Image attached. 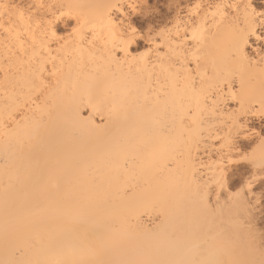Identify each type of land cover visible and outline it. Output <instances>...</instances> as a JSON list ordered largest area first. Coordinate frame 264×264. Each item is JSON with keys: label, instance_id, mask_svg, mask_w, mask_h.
Wrapping results in <instances>:
<instances>
[{"label": "bare ground", "instance_id": "obj_1", "mask_svg": "<svg viewBox=\"0 0 264 264\" xmlns=\"http://www.w3.org/2000/svg\"><path fill=\"white\" fill-rule=\"evenodd\" d=\"M196 1L142 37L128 0H0V262L264 259L258 0Z\"/></svg>", "mask_w": 264, "mask_h": 264}, {"label": "rangeland", "instance_id": "obj_2", "mask_svg": "<svg viewBox=\"0 0 264 264\" xmlns=\"http://www.w3.org/2000/svg\"><path fill=\"white\" fill-rule=\"evenodd\" d=\"M175 1L176 0H174V1H172V0H147V1L144 2V1H139V0H128V4H127V7H126V11L128 12L129 15H128V18H126V19H128V21L125 20V23H127V25L129 23L131 26L134 27L135 34L136 35H139V36L144 37L145 35H153V34H156V33H158L160 31V27H161L160 25H165L166 22L169 23L168 25L171 24V22H172L171 21L172 20L171 18L173 17L174 10L176 8H178L180 10L181 16H185V15H188V14H191L192 13L190 11H193L192 9L194 8V6H195V4L197 2L196 0H180L181 2L180 1H178V3L176 2L177 3V5H176L175 4ZM261 3H264L263 0H258L257 6H259ZM144 47H146V44L142 40H139L138 41V49L142 50V49H144ZM229 106L232 107L231 104H229ZM216 143L218 144V142H215V144ZM247 155H248V153H247ZM236 159L239 160V157H237ZM242 166L245 167L246 166V163L234 164L233 166H230V169L236 170V169H238V167H242ZM233 187H232V189L239 190L240 188L243 187V184H241V182L237 181V182H234ZM254 192L255 193H258L259 194V197H260L261 187L254 188ZM256 208H257L256 209V212L258 213L261 210H264V204H261L260 203V200H259L257 202V204H256ZM262 215H264V212L262 213ZM263 227H264V225H263ZM81 235H82L83 238L81 237ZM81 235H80V237H81V239H82L83 242L89 240L87 238L88 235L91 236L92 241H94L96 239L97 242L98 241L99 242H102V239H100L101 237L99 239H97L98 238V234L96 236L95 235V232L93 233L92 231H89V232H87V233L85 232V233H83ZM84 235L85 236L87 235L86 238L88 240L84 239L85 238ZM112 235L113 234H111V237H112ZM92 237L93 238L95 237V239L93 240ZM111 237H109V239ZM113 237H115V235H113ZM107 238H106V240H108ZM103 239H105V238H103ZM114 239H117V238H113V240ZM106 240H105V243L107 244V242H108V245H110L109 244V241L110 240L112 241V239H110L109 241H106ZM89 242H91V241H89ZM127 245H130L131 247L137 248V246H135L133 244H127ZM123 247L127 248V246H125V245H123ZM100 250H98V251H99V253H100L101 256H99V254H97L98 253L97 252L95 254V256H94V258L96 257L95 260L93 258H91V256L93 255V254H91V255H89L90 256L89 259L87 258L88 260H86V261L96 262V261L101 260L100 262H103L102 261L103 260L102 258L104 256L105 259H106V260L104 259L105 262H107V260L108 261L110 260L111 262H112V260L113 261L116 260L114 262H117V256L118 257L120 256V254H118V255L116 254V256L114 257V253H116L117 250H114V253H112L113 252V249H112V252H111V249H106L107 252L104 249H103L104 251H102V252ZM108 250H110V251H108ZM118 250L120 251V252L118 251L119 253H122V250L123 249L121 250V248H120ZM134 251H136V250H134ZM133 253H135V252H133ZM98 256L99 257H102V258L99 259V260H96V259L99 258ZM111 258H112V260H111ZM75 262H77V261H75Z\"/></svg>", "mask_w": 264, "mask_h": 264}, {"label": "snow or ice", "instance_id": "obj_3", "mask_svg": "<svg viewBox=\"0 0 264 264\" xmlns=\"http://www.w3.org/2000/svg\"><path fill=\"white\" fill-rule=\"evenodd\" d=\"M251 7V5H247L246 8ZM251 22L256 23L259 22L260 26L264 28V3H261L258 8L257 7H251ZM54 21H49V23H53ZM75 31V29H73ZM133 32H135V29H132ZM55 35V33H53ZM264 131V130H262ZM228 163H252L254 164V161H251L246 153L243 151L239 153V160L233 161L231 158L228 159ZM260 170L262 175L260 176L261 180V193H260V203L264 204V158L260 161ZM227 169L222 168L219 171V174L216 178V184L218 187L223 188L225 183L227 182ZM256 179L255 176L252 177V180ZM252 180H249L248 186L249 189L251 188ZM251 204V201H249ZM0 264H11V262H0ZM57 264H66V262H57ZM78 264H116V262H93V261H80ZM127 264H253L251 261H243V260H237V261H231V262H222L219 260H203V261H167V262H154V261H139V262H127ZM260 264H264V259L260 261Z\"/></svg>", "mask_w": 264, "mask_h": 264}]
</instances>
